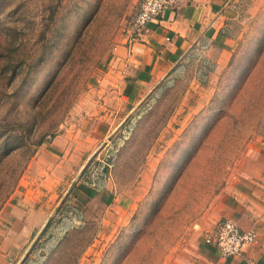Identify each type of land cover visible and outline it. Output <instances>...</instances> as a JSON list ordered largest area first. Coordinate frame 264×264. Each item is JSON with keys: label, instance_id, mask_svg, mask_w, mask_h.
<instances>
[{"label": "rangeland", "instance_id": "374dc122", "mask_svg": "<svg viewBox=\"0 0 264 264\" xmlns=\"http://www.w3.org/2000/svg\"><path fill=\"white\" fill-rule=\"evenodd\" d=\"M136 3L0 0V209L31 186L51 211L0 264H174L264 138V0L236 4L224 68L198 49L128 103L102 80Z\"/></svg>", "mask_w": 264, "mask_h": 264}, {"label": "crops", "instance_id": "0c3cea01", "mask_svg": "<svg viewBox=\"0 0 264 264\" xmlns=\"http://www.w3.org/2000/svg\"><path fill=\"white\" fill-rule=\"evenodd\" d=\"M238 2L179 0L174 11H165L159 20L149 23L139 40L128 44L126 35L116 45L106 58L102 88L114 91L121 102L133 103L142 90L197 53L202 41L208 42L205 58L215 70L224 68L234 49L228 25ZM50 183L47 176L44 184ZM16 194L0 209V256L11 262L46 226L51 212L48 199L37 187L25 186ZM206 217V231L227 217L240 229L253 231L255 239L242 255L233 257H222L213 245L201 242L191 255L174 264H264V138L247 143L235 172Z\"/></svg>", "mask_w": 264, "mask_h": 264}, {"label": "built area", "instance_id": "2783aa9c", "mask_svg": "<svg viewBox=\"0 0 264 264\" xmlns=\"http://www.w3.org/2000/svg\"><path fill=\"white\" fill-rule=\"evenodd\" d=\"M178 1L137 0L127 32V43L131 44L133 41L139 40L149 23L159 20L165 11H174ZM207 44V41H202L198 47L205 49ZM254 239L253 231L240 229L233 219L227 217L219 219L204 236V242L217 248L222 257L242 255Z\"/></svg>", "mask_w": 264, "mask_h": 264}]
</instances>
